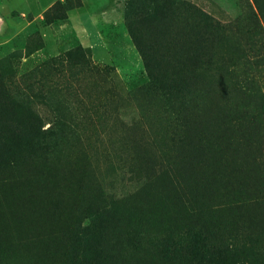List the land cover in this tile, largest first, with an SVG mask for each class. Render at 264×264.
<instances>
[{
  "label": "rangeland",
  "instance_id": "rangeland-1",
  "mask_svg": "<svg viewBox=\"0 0 264 264\" xmlns=\"http://www.w3.org/2000/svg\"><path fill=\"white\" fill-rule=\"evenodd\" d=\"M57 1L67 0H48L42 8L38 7V13L35 6L24 13L14 10L23 7L20 2L0 0V8L7 14L3 30L0 18V74L5 82L11 81L8 91L15 100L21 101L18 97L22 92L38 94L27 104L33 114L28 120L23 114V104L17 102V108H2L6 93L0 89V125L26 126L35 121L44 127L51 123L66 127L44 157H37L40 153L28 156L18 151L16 156L12 153L13 161L8 155L6 159L0 157V191L26 188V194L27 189L34 191L33 201H37L39 189L45 195L52 185L53 191L68 205L67 220H73L80 212L78 221L84 227L92 225V218L85 213L89 202L105 205L110 213L107 219L114 217L119 221L124 210L135 209L148 188L173 189L174 202L170 205V219L164 221V231L156 230L152 216L146 213L139 212L145 214L140 221L124 222L126 230L140 229L155 237L156 243L149 250L157 262L199 264L185 253L188 239L184 233L192 227L195 233L200 229L211 230L212 242L220 245L225 241L229 245V250L221 254L211 251L208 256L213 264H223L227 253L228 264H264V230L257 221L258 215L264 214V57L263 71L258 76L259 92L245 88L243 93L221 71L206 79L210 85L206 94L202 92L199 103L190 100L186 107L175 108L179 113L172 118V110L165 103L168 93L164 81L159 84L151 79L150 73L155 71L147 68L136 41L150 43V32L140 26L133 35L129 28L132 17L126 14L131 6L143 2L148 5L143 9L150 11L155 0H111L120 14L118 19L107 21H91L82 0L78 5L76 0H68L73 6L65 8L67 18L47 24L44 12ZM190 1L201 7L207 3V0ZM218 1L226 5L217 3L223 7V14L211 12L212 4L205 10L222 22L241 19L247 10L245 0ZM11 14L16 18H10ZM72 16L81 22L86 38L82 39L73 28ZM243 24H249L246 18H242ZM239 30L246 32L245 28ZM233 35L223 34V43L241 42ZM73 50H81L84 56L77 52L70 54ZM247 76V68L242 66L232 73L237 81ZM242 96L250 102L251 115L232 111H239L233 100H241ZM214 112L218 120L211 122L209 117ZM235 115L247 118L245 124L253 137L248 142L246 137L229 139L231 146L225 155L228 160L220 159L226 177L208 187L200 200L192 198L191 190L181 187V171L173 172L171 167L177 152L181 153L178 144L186 140L203 143L201 136L186 137V133L192 127L193 131L198 130L204 120L208 129L216 131L215 135L232 134V130L238 129L237 123L231 120L225 124L222 118L225 121ZM211 140H215L214 136ZM58 228L57 223L51 224L45 235L48 237ZM104 230L99 239L91 235L72 243L81 247L79 253L86 259L95 257L101 264H135L138 258L135 248L142 243V235L130 238L123 230L116 240L110 221ZM22 232L15 231L16 242H24L23 248L31 253L33 242ZM55 241L69 242L63 234H58ZM32 259L40 261L37 254ZM58 259L57 255L49 264H57ZM200 264L209 263L205 259Z\"/></svg>",
  "mask_w": 264,
  "mask_h": 264
},
{
  "label": "trees",
  "instance_id": "trees-1",
  "mask_svg": "<svg viewBox=\"0 0 264 264\" xmlns=\"http://www.w3.org/2000/svg\"><path fill=\"white\" fill-rule=\"evenodd\" d=\"M78 1L76 0V5L79 4ZM240 1L243 2V0ZM245 1L247 10L241 17L246 18L249 24L242 26L240 17L222 22L189 0H182V3L178 4L182 5L181 9L178 8V0H155L153 9L150 11L143 9L144 6H148L143 2L131 6L126 12L129 17H132L129 21V28L133 35L140 26L150 32L149 36L152 39L150 43L144 45L136 41L145 58L147 68L155 71L150 73L151 79L159 84L162 80L164 81L165 92L168 93L165 97L168 102L165 103L172 110V118L179 113L175 112V108L183 105L186 107L190 100L199 103L202 92L206 94L210 85L206 79L209 75L220 74L221 71L228 75L232 85L238 84L243 93H246L245 88L258 92L261 90L258 76L259 71H263L264 0ZM72 6L73 4L68 0L64 3L55 2L44 12L46 23L64 21L67 18L65 8ZM144 11L147 13L145 14ZM241 28L246 29L245 34L240 33ZM233 33L235 40L241 42L224 44L223 34L228 36ZM76 52L79 56L81 54L84 56L81 50H73L70 54ZM239 66L247 68L249 74L243 77L242 81H237V77L232 78V73L236 72ZM10 82V80L5 82L3 75L0 74V89L6 93L5 104L2 108L4 106L17 108V102L23 104L25 108L23 114L29 120L33 114L27 104L37 98L38 94L22 92L18 97L21 101H17L9 94L8 84ZM190 87L193 88V92L190 91ZM243 98L247 97L242 96L241 100H233L239 111H232L251 115L250 102ZM227 105H229L228 102ZM216 120L218 117L214 112L209 117V121L216 122ZM231 120L237 123L238 128L237 131L232 130V134L226 135L224 132H219L215 135L216 131L208 129L207 121L204 120L200 123L198 130L193 131L192 127L186 133V137L192 134L201 136L204 138L203 143L199 145L198 141L186 140L185 143L182 142L183 145L178 144L181 153L179 155L177 152V159L171 167L173 172L176 169L177 172L181 171V187L185 186L190 189L192 198L200 200L201 194L205 193L208 187L223 181L222 177H226V170L220 159L226 158L227 149L231 146L229 139L241 140L246 137L248 142V139L253 137L252 133L249 136V127L245 124L246 117L229 116L225 121L222 118L225 124ZM65 129L66 127L61 124L51 123L44 127V124L35 121L29 122L26 126H20L17 123L15 125L2 124L0 125V157L6 159L8 155L13 161L12 153L16 156L17 151L26 153L28 156L40 153L37 157H44ZM213 136L215 140H211ZM234 175L237 176V173ZM24 190L26 188L0 191V264H43L44 262L49 264L54 262L57 255L59 256L58 261L55 262L57 264H101L98 258L86 259L79 253L81 247L76 244L82 238L93 235L99 239L110 221L117 235L116 240H118V236L126 230L124 229L126 222L140 221V216H145V214L139 215V212L151 215L154 228L164 231V221L170 219V205L175 197L173 189L163 190L161 187V191L160 186H152L139 198L140 201L134 210H124L125 214L119 217V221L114 217L113 220L107 219L110 213L105 205H93L89 202L85 213L88 212L92 218L90 219L92 225L83 227L78 221L80 212L74 216L73 220H67L68 205L65 200L61 201L59 194L53 191L52 185L45 195L39 189L37 201H33L34 191L27 189L29 194H26ZM45 197L47 199H44ZM189 213L194 214V212ZM257 221L259 226L263 225L264 230V214H259ZM119 222L121 224H118ZM53 223H57L59 228L47 237L45 232ZM16 230H23L22 233L29 236L30 241L33 242L31 253L28 248H23L24 242L21 244L16 242ZM144 231H149V229H144ZM195 231L196 229L191 227L184 233L188 239L185 253L194 257L193 259L199 264L205 259L209 264H213V259L210 257L211 251L221 254L229 250V245L225 241L217 245L209 239L211 230L200 229L196 233ZM58 234H63L69 242L55 241ZM126 234L130 238L140 235L143 237L142 243L135 248V254L138 256L135 264H166L162 261L157 262L155 260L157 258L150 255L149 249L156 243L155 237L144 234L140 229L126 230ZM27 245L30 246V243ZM100 248L103 250L101 246ZM34 254L40 257L39 262L32 259ZM163 255L167 256L165 252ZM228 256L229 253L223 257V264H228Z\"/></svg>",
  "mask_w": 264,
  "mask_h": 264
},
{
  "label": "crops",
  "instance_id": "crops-1",
  "mask_svg": "<svg viewBox=\"0 0 264 264\" xmlns=\"http://www.w3.org/2000/svg\"><path fill=\"white\" fill-rule=\"evenodd\" d=\"M16 1L20 2V4L23 6L20 8L16 7L14 9V10H16V12L19 11V12L25 13V11H28V13H29L30 11H32L33 6H35V9H37V12H35V13H38L39 12L38 7L42 8L48 0H16ZM199 1L204 2V0H199ZM33 2H34V4H33ZM217 3L222 4L218 0H207L206 5H205V3H203L204 7L203 6L201 7L199 5L198 6L205 10V8L208 9L210 4H212V9L211 10L209 9L211 12H213L215 14H223V13H221L223 10V7L222 6L218 7ZM222 5H224V4H222ZM82 6H83L84 10L86 11V13L89 15L91 21H93L94 19H97V20L103 19L104 21H107L109 19L112 20V18L118 19V14H120L117 7L112 4L111 0H82ZM224 6H226V5H224ZM32 13L34 14V12H32ZM6 15L7 14L3 13L2 9L0 8V18H1V22L3 24L2 30L7 25L6 21H5ZM34 16H35V14H34ZM14 17H15L14 15H13V17H12V14L10 15V18H14ZM71 23L73 25V28L79 34H81L82 39L86 38L85 34H83V32H82V31H85V29L82 26L81 22L77 18L72 16Z\"/></svg>",
  "mask_w": 264,
  "mask_h": 264
}]
</instances>
